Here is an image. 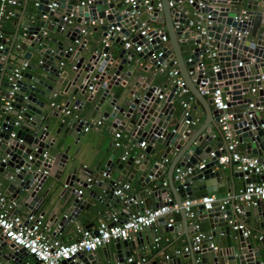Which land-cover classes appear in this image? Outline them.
Segmentation results:
<instances>
[{"label":"water","instance_id":"95a60500","mask_svg":"<svg viewBox=\"0 0 264 264\" xmlns=\"http://www.w3.org/2000/svg\"><path fill=\"white\" fill-rule=\"evenodd\" d=\"M85 1L36 0V4L27 6L17 15L13 31L7 34L8 42L0 38L3 45L0 57L13 61L10 65L0 63L1 95L6 96L8 88L3 80L4 72H9L15 64L29 62L17 81L11 109H0L7 114L2 122L5 129L0 132V195L17 207L26 208L30 214H36L40 207L47 209V195L62 183L60 194L69 192L73 195L67 208L71 211L61 215L54 211L46 222L49 229L55 228L59 234L69 223L80 226L82 221L99 211L100 206L117 212L114 205L118 204L124 218L123 213H127L131 205L140 210L153 209L162 205L170 192L181 216V224L190 232L192 223L188 225L181 202L196 200L222 186L232 196L235 193L233 178L242 177L233 163H218V157L226 152L227 144L218 126V116L222 111L211 109V99L202 96L203 91L209 95L212 93L215 81H220L221 90L227 96L225 112L232 114L231 127L237 141L247 143L246 153L264 163V128L250 130V125H256L260 119L248 118L246 111L248 102L264 106V0H192L190 4L187 0H173V7L168 6L169 0H159L161 8H153L150 17L146 13L131 16V7L121 0ZM154 1L149 0V5ZM52 2L56 7L50 10ZM23 3L24 0L19 1V4ZM140 5L134 9L139 10ZM241 10L245 11L246 18L239 23L234 18ZM196 15L201 16L197 27L203 28V34H199L196 27L188 26V21ZM64 16L67 19L73 17L75 24L67 26ZM143 16L148 17L146 23L150 22V25L154 22L163 24L168 43L163 44L160 35L156 36L152 31L147 33L153 36L150 42L136 33L134 39L143 44L141 51L133 53L121 49L115 59L111 58L109 44L112 41L123 44L121 36H128L130 27L138 30ZM3 20L0 19V22ZM102 20L105 23L99 26L101 36L110 26H117L119 35L110 38L108 46L95 49L97 42L82 40L80 29L84 22ZM175 23L179 26L175 27ZM236 32L240 33L239 37ZM57 36L61 38L57 39ZM157 50L161 54L153 60L150 56ZM207 52L215 53L211 61L213 66H219L217 71L207 68ZM134 57L146 60L150 66L136 65ZM61 58L68 60L69 69L60 71L57 67ZM162 66L178 70L183 87L208 116L205 124L197 129L190 126L186 132L184 121L190 120L191 116L184 115L176 86L170 85V79L159 71ZM28 71L35 72L36 76L33 78ZM142 73H146V77ZM159 77H162L163 84H153L154 79ZM103 79H106L104 87L100 85ZM91 80H95L93 91L99 87L103 91L90 116H101L110 121L114 129L128 136L131 147L142 148L141 143L145 146L141 154L126 152L115 158L114 154H110L104 163V170H100L98 164L94 174L85 169L86 174L76 178V161L70 149L82 135L83 120L66 117L58 113V109H53L51 104L56 97L63 99L62 106L65 108L72 104L77 110L81 109L85 102L89 103L93 98V94L86 93L87 86L92 85ZM251 82L262 86V89L248 97ZM111 86L120 89L113 98L105 99L112 94ZM74 96L82 97L72 99ZM117 98L122 99V104H115ZM107 107L111 110L98 111ZM53 126L56 127L53 129ZM11 131L14 132L13 137H9ZM212 139L216 141L213 146ZM157 145L163 148L159 154L154 153ZM172 153L174 155L162 178L165 185H162L158 177L163 168L156 162ZM28 156L31 158L28 159ZM179 167L186 173L182 178L174 179V169ZM137 172L139 176L134 185L141 190L130 195V191L123 189L120 183H132ZM47 178L50 180L46 183ZM250 179L257 181L258 178ZM73 182L85 192L78 194L72 188ZM116 190L121 191L120 196L114 193ZM233 205L234 201H230L220 208L218 200L209 208L195 204L192 222L206 223L210 238L201 240L198 249L191 250V240L185 233L188 250L172 255L159 264H264V237H242L239 230L232 229L230 222L237 221ZM45 210L39 215L42 216ZM243 210L245 216L255 213L254 229L263 226L264 201H256L252 206L243 204ZM157 220L165 223L163 217ZM90 225L85 224L82 228L89 229ZM175 226L172 224L166 229L174 230ZM217 234L223 238L217 240ZM133 238H137L142 245L140 232L130 233L127 239L115 240L114 255L102 251V260L123 261V257L129 255L128 246ZM106 246L104 244L103 248ZM5 248L11 251L4 253ZM121 248H124L123 252ZM26 255L24 249L7 244L0 236V262H18ZM61 264H98V261L91 252L79 253Z\"/></svg>","mask_w":264,"mask_h":264},{"label":"built area","instance_id":"2783aa9c","mask_svg":"<svg viewBox=\"0 0 264 264\" xmlns=\"http://www.w3.org/2000/svg\"><path fill=\"white\" fill-rule=\"evenodd\" d=\"M125 5L131 7L130 15L138 16L140 14V10H135L134 7L141 4L143 6L144 11L150 17V13L153 8L160 9L161 4L159 0H155L152 5H149V0H121ZM192 0H187V3L190 4ZM84 2H81L83 4ZM85 3H89V1H85ZM19 4V0H0V18H7L13 15V11L10 8L15 7ZM36 4V1L35 3ZM140 5V6H141ZM139 6V7H140ZM168 6L173 7L174 1L169 0ZM56 7V4L52 2L49 5L50 10ZM201 18L200 15H196L192 17L191 20L188 21V26L196 27L199 34H203L204 30L202 27H197V22ZM246 18L245 11L241 10V12L236 15L234 18L236 22H242V20ZM63 20H66L67 26L72 24L71 19H67L65 16ZM100 22V21H99ZM90 24L93 25L94 21H90ZM179 26L178 23H175V27ZM61 29V26L59 27ZM119 28L117 26H110L106 31L104 36L101 38V46H108L110 42V38H113L115 33H118ZM131 32L139 33L140 35L146 38L147 42H150L153 38L151 34H147L149 31H152L156 34V36L160 35V41L165 44L167 42V37L164 34V29L158 26L150 25L146 22L141 23V27L138 30L131 28ZM80 33L82 35V40H85L84 35L86 33L84 28L80 29ZM236 36L239 37L240 33L236 32ZM2 37L0 31V38ZM123 40V47L125 50L133 49V52H140L142 43H137L132 41L129 36H121ZM3 45L0 43V50H2ZM161 54L160 50L153 52L150 56L153 60ZM104 55V54H102ZM214 52H207L206 57L211 58L214 56ZM62 62H59V66H61ZM28 63L24 61L21 64H15L9 72H7L3 76V80L8 84V88L6 90V96L1 95L0 93V104L4 110L11 109V103L13 102L14 91L17 89V81L21 78V71L27 67ZM240 65V63L238 64ZM213 71H217L219 66L215 65L212 67ZM159 71L162 72L166 77L170 79V85L176 86V93L181 97L180 106L185 110L184 115H189L188 106L191 99V96L186 87H183V81L179 76V72L176 68H166L160 67ZM263 78V77H261ZM106 80L103 79L100 82V85L104 87ZM216 86L214 90L210 94L211 104L214 109L221 110L222 113L218 116V126L221 132L222 137L227 141L226 144V152H223L218 157V163L220 165H225L227 163H233L235 168L241 172L243 185L238 188V190L231 196L229 193H226L221 198H216L213 194L204 195L196 200H184L181 202V206L185 215L188 218H192V206L193 204H201L204 208H209L210 205L218 200L220 202V208H223L225 204H228L230 201H234L233 210L235 214L243 215V204L252 206L256 203V201H264V163L259 162L256 157L248 155L246 153L240 152L236 149V135L233 132L231 127L232 122V114L226 113L225 109L227 108V96L221 90L220 81H215ZM264 85V84H263ZM262 89V86H257L253 82V85L248 89V95L250 97L253 96L254 93H257ZM87 90L89 93L93 92V84L87 86ZM206 92V91H204ZM160 98L161 95H158ZM53 109H58V113H63L67 115L70 113V110L57 104H51ZM264 107V106H263ZM261 107L255 106L253 102L247 103L246 111L248 118H256L260 119V122H257L256 125H250L249 129H254L255 127L264 128V118H259L257 111ZM3 120L0 121V132H2L5 127L2 124ZM102 119H95L91 122H86L82 125V130L87 131L91 127H97L101 124ZM187 125L186 132L189 131L190 126H193L196 123V120L190 119L184 121ZM14 126H17V122L13 123ZM14 132H9V137H13ZM1 140V137H0ZM129 142V141H128ZM112 145L114 147H125L126 145L121 141V131L114 130L113 131V139ZM145 144L141 143V147L144 148ZM124 151L123 153H126ZM122 153V154H123ZM44 157V153L42 154ZM31 156H28L30 159ZM124 159V157H121ZM166 162V158L161 161L156 162L158 166H162ZM175 175L174 179H180L186 173V170L182 168L174 169ZM251 177H257V181H251ZM88 180V179H86ZM162 185H165V182H162ZM123 189H128V184L121 185ZM78 194L82 193L81 188H76ZM116 195H121L120 190H116L114 192ZM129 200H132L129 198ZM134 203L135 200H132ZM15 203L9 202L6 203L4 197H0V236H2L7 244H12L14 246L20 247L25 250L28 255H31L37 262V264H61L63 260H68L74 257L79 253H91L95 249L102 247L110 240H124L128 238L130 233H137L143 230L144 228L150 227L156 220L160 217H163L166 220V226H170L173 224L174 220L169 216L172 212H177V205L172 201L170 197H165L163 199L162 205L155 207L153 209L146 208L137 211H128L124 218H120L119 216H115L114 214L110 215V222H105L104 220H99L97 226L93 229L89 228H77L79 232V237L71 242L62 243V242H53L50 243L45 235L40 230L41 226V216L36 214H27L24 217H21L16 212H14ZM230 225L233 230H239L241 232L242 237H247L251 235L250 228L242 221L237 218V221ZM192 229L195 231L190 243V249L196 250L198 249V243L203 239H209L210 236L205 232L199 229L197 223L192 222ZM95 231V233L93 232ZM258 238L264 237V229L258 231V234H255ZM158 240V237L153 239L154 242ZM211 246V243L209 244ZM215 247H213L214 249ZM188 247H183L182 251H187ZM176 254L179 251H175ZM132 259L129 257L120 262H114L113 264H129ZM0 264H14V261L8 260L5 262H0Z\"/></svg>","mask_w":264,"mask_h":264},{"label":"crops","instance_id":"0c3cea01","mask_svg":"<svg viewBox=\"0 0 264 264\" xmlns=\"http://www.w3.org/2000/svg\"><path fill=\"white\" fill-rule=\"evenodd\" d=\"M21 1H23V0H21ZM35 1L36 0H24L23 4H17L15 7L10 8L13 11V15H11L7 18H0V19H4L2 22H0V31L2 34V38H4L6 42H8V40H9V36L7 34L11 33L14 29V22L17 19V15L19 16L22 13V11L24 9H26L27 6L35 3ZM139 10H140V15L143 13H146L144 11L142 5L139 7ZM187 15H189V14H187ZM147 18H148L147 16H143L142 22H146ZM70 19L72 21L71 25H74L75 24L74 18L70 17ZM104 23H105L104 20H102L100 22L94 21V24L91 25L90 21H88V22H84L81 26V28H84L86 31V33L84 35L86 42L91 43L92 40H95L97 42L95 49L101 46L102 36H101V30L99 29V26L104 24ZM148 24H151V23L149 22ZM153 25L161 27L162 29H164V26L161 23L154 22ZM188 29H190V28H188ZM130 30H131V27L128 29V31H129L128 36L130 37V39L132 41L137 42L139 39H137V38L134 39L137 31L133 33ZM117 35H119V34L115 33L114 37ZM60 38H61V36H57V39H60ZM167 43H168V41L165 44H167ZM71 48L72 49H70V50H71V52H73L74 48L73 47H71ZM121 49H124L123 44L120 45V44L112 41L109 44L108 53H109L111 58L115 59L117 57V54L119 53V51ZM125 51L133 52V49H128ZM133 53H135V52H133ZM205 59H206L205 63L207 65V68H209V69L212 68L213 63L211 61V58L206 57ZM61 62H62L61 66H59V64L57 65V67H59L60 71H64V69L70 68L71 65L68 64L67 59L61 58ZM133 62L138 66H147V67L150 66V63L147 62L146 60L138 59L136 57L133 58ZM0 63H2V65H10V64H13V61L10 59L6 60L5 57H0ZM27 63L29 64L28 61H27ZM123 69L124 70L126 69V65H124ZM28 73H30L33 78L36 76L35 72L28 71ZM5 74L6 73L4 72L3 76ZM142 76L146 77V73H142ZM91 84L94 85L95 80H91ZM153 84L162 85L163 84L162 77L154 79ZM250 84H251L250 86H252L253 82H251ZM119 89H120L119 87L111 86L112 94L107 95L105 99L113 98L114 94ZM102 91H103V89L100 87L97 91H93L92 93H89L88 90L86 89L87 94H93V98H92L91 102H89V103L85 102L82 105L81 109H79V110H77L75 108V106L72 104H70L67 107V109L70 110V113L67 114L66 117H70L71 119L80 118L83 120V125L86 122H91L95 119H102L101 124L97 127H91L87 131H83L81 129L82 135L79 137L77 144L75 146H73L72 149H70V154H73L75 161H76V168H77V169H75L76 170L75 171L76 178L83 177L86 174V172H84L85 169L91 170L92 174H94L96 172L94 169L98 166V164H99V169L104 170V168H105L104 163L108 159L110 154H114V158H115V156L122 154L124 151H127V152L132 153V154H134V153L141 154L142 153V148L135 149L129 145L128 136L125 135V133H123V132H121V141L126 146L125 147H118V148L114 147L112 145V139H113V131L115 129L112 127L111 122L106 120V119L101 118V116H96V115L94 117L90 116V113L93 110V107H94L95 103L97 102L98 98L102 94ZM1 92H2V88L0 87V93ZM202 96L205 99H210V95L207 92L203 91ZM247 96L250 97L249 95H247ZM76 97L81 98L82 96H74V97H72V99H75ZM53 100H54L53 101L54 103H57V104L62 106L63 99H60V98L57 99L55 97ZM195 101H196V99L193 98L189 102V106H188L189 115L191 116L192 119L196 120V123L192 126L193 129L199 128V126L205 124L208 121V116L206 117L205 113L200 110V104L195 102ZM115 102H116L115 104L120 105V104H122V99L117 98ZM210 108L214 110L212 104H210ZM0 109H1V104H0ZM105 110L110 111L111 107H107V109L99 108L98 111L100 113H103ZM257 113H258L259 118H264V107H261L257 111ZM6 115H7L6 113H2L0 110V121H2ZM55 127L56 126H53V129ZM236 140H237V136H236ZM215 143H216V141L214 139H212V141H211L212 146ZM246 144L247 143H245V142H238L237 141L236 149L240 152L246 153V148H245ZM162 149L163 148L160 145H157L155 150H154V153L159 154L160 152H162L161 151ZM174 153L167 155L166 162L162 165L163 172L158 177L159 183L163 182L162 178L165 177L166 166L169 164ZM157 156H159V155H157ZM157 159L158 158H155L154 160H157ZM138 176H139V172H137L135 174L132 183L128 184V190L130 191V195H135L139 192V190H141L140 188H138L134 185V181L136 180V178ZM49 180H50V178H47L46 183ZM233 183H234V192H236L238 190V188L243 185V180L241 177L240 178H233ZM120 184L121 185L125 184V182L122 181ZM62 185L63 184L60 183L59 188L57 190H55L54 192H51L47 195L46 199H48V201H49V205H48L47 209L45 210L46 207H40L36 213V215H39V212H42L43 210H45L43 215L41 216V219H40L41 220L40 230L42 231V233L45 235V237L47 238V240L50 243H53V242L68 243V242L74 241L80 235L79 232L77 231V228H79V227L82 228L83 225L90 223L91 224L90 228L93 229L97 226L99 220H104L105 222H110V215H108V214H114L115 216H119L121 219L123 218V216L121 215L122 214L121 212H123V211L118 204L114 205L115 208L118 209L117 212L110 211L108 208L104 209L100 206L99 211H97L92 217H90V219H86V220L82 221L80 226L72 225L69 223L67 226H65L62 229V231L59 234H57V231L55 230V228L49 229V227H47L46 222H47V217L50 216V214L53 213L54 211L60 212V215L61 214H68L71 211V209H67V208H68V203L70 202L73 195L70 194L69 192H64V193L61 192V194H60L59 190L62 189V187H63ZM72 188L78 189L81 187H79L75 182H73ZM90 189L91 188H88V190H90ZM81 190H82V193L85 192V190H83L82 188H81ZM226 193H228V192L225 190V187L222 186V187H218L216 189V191L210 192L208 194H213L216 198H221ZM1 196L2 195H0V197ZM141 196H143V194H141ZM168 197H170L172 199L170 192H168ZM5 202L8 203V200L5 199ZM13 208H14V212H16L21 217H24L27 214H29V211L24 207H17L15 205V207H13ZM194 208H195V204H193L191 210L193 211ZM137 210H140V209L131 205V209L129 211L133 212V211H137ZM123 214L126 215V213H123ZM100 215H102V216L100 217ZM169 216L173 218V220H174L173 224L176 225L175 226L176 228L174 230H167L166 225H165L166 220L164 219L165 223H163L162 220H156V222L153 224L152 227L150 226V227H147V228H144L143 230H141L140 235H141L142 242H143L142 245H140L139 240L137 241V238H133L132 240H130L131 241L130 243L127 242V243H129V246H128L129 255L123 257L124 263H125V260L130 257L132 259V261L130 263L133 262L134 264H153V263L159 264V263L164 262L166 259H168V257L175 255L176 254L175 251H179V253L182 251L183 247L186 246V240H185L184 234L186 233L188 238L191 240V238L194 234V232H192L193 229L190 230V232H188L186 230V228H184V226H182L181 216H180L178 210H177V212L170 213ZM236 216L239 220H242L250 228L251 235H255L258 231L264 229V221H263V226L261 228L256 227V229H254L253 225L256 222V218H255L256 216H255L254 212H251L248 216L247 215L245 216V213L243 215L236 214ZM193 220H194V217L188 218V220H187L188 225L190 223H192ZM197 224H198L199 229L201 231L208 234V228H207L206 223H197ZM51 234H54L53 237L51 236ZM134 234H136V233H134ZM155 237H158V240L156 242L153 241V239ZM222 238H223L222 236L217 234V240H221ZM106 244H107L106 248H103V246H102V247H99L93 251L94 257L97 259L98 264H113L114 263V261H112V260L107 261V262L102 260V251L103 252L105 251L109 255L115 254V248H114L115 240H110ZM121 250H122L121 252H123L124 248H121ZM9 251H11L9 248H5L3 250L4 253L9 252ZM14 264H37V262L33 257L26 255V256H22L20 259H18V262L14 261Z\"/></svg>","mask_w":264,"mask_h":264}]
</instances>
